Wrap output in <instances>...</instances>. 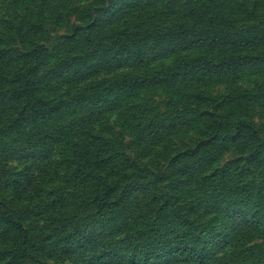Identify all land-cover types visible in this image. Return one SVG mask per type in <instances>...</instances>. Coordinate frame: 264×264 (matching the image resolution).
Segmentation results:
<instances>
[{
    "label": "rangeland",
    "instance_id": "obj_1",
    "mask_svg": "<svg viewBox=\"0 0 264 264\" xmlns=\"http://www.w3.org/2000/svg\"><path fill=\"white\" fill-rule=\"evenodd\" d=\"M0 195L43 264H264V0H0Z\"/></svg>",
    "mask_w": 264,
    "mask_h": 264
},
{
    "label": "trees",
    "instance_id": "obj_2",
    "mask_svg": "<svg viewBox=\"0 0 264 264\" xmlns=\"http://www.w3.org/2000/svg\"><path fill=\"white\" fill-rule=\"evenodd\" d=\"M184 24L174 28L170 34L171 39L174 41L178 38L184 37L187 39L189 36H194L196 33L199 34V37L202 35H206L207 39L217 38L222 34L223 29L220 28V24L216 26H212L213 30L205 32L201 30V24L198 20H185ZM161 36H164L161 35ZM147 39V37H140L139 41H143ZM203 38H198L196 42H202ZM178 41L173 42V46L176 47V43ZM185 45L186 42H185ZM190 48V47H189ZM203 58H199L196 60H191L188 62H181L178 65L177 70L185 71V72H198L201 70L197 65ZM230 61V60H227ZM189 64H192L190 68H185ZM158 77L155 75L152 78L140 77L139 75L129 76L128 78L120 80L117 84L120 87H137V86H145L152 84L153 81H156ZM27 97V96H26ZM32 97V96H28ZM98 97V96H97ZM31 102H26V108L31 107L29 112H36L37 114H41L43 116H48L53 112H58L61 109L70 106V102L68 100H60L58 98L54 101H48L43 99H35L27 98ZM99 102L102 103L103 100H100V96L98 97ZM34 101V102H33ZM93 109V108H91ZM97 109H100L98 106ZM82 110H86V103L82 100ZM247 123V122H246ZM245 125V124H244ZM246 125L251 126L252 124L247 123ZM184 221V220H183ZM187 230H192L191 227L193 226L196 228L198 225L195 221H184ZM5 227V230H3ZM7 233L14 234V240L12 239L10 242L4 240L0 244V264H43L38 259V254L41 251V247L38 246L40 242V238L35 236L31 229H29L22 220V215L20 214L19 210L14 206L13 201L7 200L3 195H0V239L5 238ZM191 236V234H190ZM178 253H187L191 252L193 257L196 255V250L193 248L188 247L187 249L179 248L177 250ZM110 254L108 250L102 251L101 256ZM135 257V261L137 260ZM139 259H142L139 256ZM152 259V256L148 258H144L143 262H148ZM142 263V262H141Z\"/></svg>",
    "mask_w": 264,
    "mask_h": 264
}]
</instances>
